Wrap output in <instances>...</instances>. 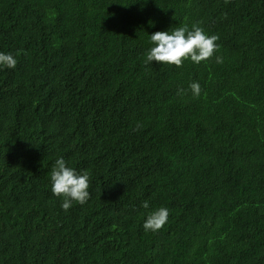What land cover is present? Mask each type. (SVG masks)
Here are the masks:
<instances>
[{"label":"trees","instance_id":"1","mask_svg":"<svg viewBox=\"0 0 264 264\" xmlns=\"http://www.w3.org/2000/svg\"><path fill=\"white\" fill-rule=\"evenodd\" d=\"M185 24L211 59L144 63ZM0 52V264H264V0H0Z\"/></svg>","mask_w":264,"mask_h":264},{"label":"clouds","instance_id":"2","mask_svg":"<svg viewBox=\"0 0 264 264\" xmlns=\"http://www.w3.org/2000/svg\"><path fill=\"white\" fill-rule=\"evenodd\" d=\"M217 34L208 35L198 24H193L191 29L187 24L174 28L171 31H156L150 34V41L154 45L146 54L145 64L153 61L161 64L166 63L176 67H182L185 60L190 59L199 64L211 59L219 50L220 45ZM20 53L18 52L17 55ZM217 63H222L221 56L216 57ZM17 59L11 53L0 52V66L15 68ZM194 96H199L201 87L198 82L189 85ZM183 92V90H179ZM51 191L55 196L63 197L62 208L67 211L72 202L86 203L90 198L89 188L91 186L90 174L84 171L78 173L75 168L67 166L63 157L58 158L51 170ZM148 207V202L143 203ZM169 210L161 207L147 216L143 227L145 231L157 232L162 229L169 218Z\"/></svg>","mask_w":264,"mask_h":264}]
</instances>
